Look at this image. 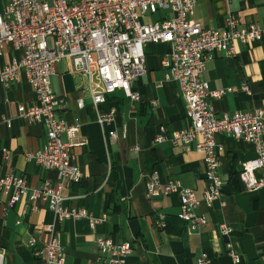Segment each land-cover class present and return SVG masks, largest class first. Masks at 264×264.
<instances>
[{
    "label": "crops",
    "instance_id": "0c3cea01",
    "mask_svg": "<svg viewBox=\"0 0 264 264\" xmlns=\"http://www.w3.org/2000/svg\"><path fill=\"white\" fill-rule=\"evenodd\" d=\"M5 1L0 0V13ZM228 13L242 23L261 24L264 0H196L191 19L203 28L222 29ZM235 50L234 56L214 52L203 72L210 90L233 89L220 98H211L217 115L252 111L264 99V33L260 41L236 43ZM144 51L146 72L131 84V90L140 96L134 102L116 89L107 93L96 109L91 94L103 92L97 72L93 69L89 76L73 72L67 58L55 64L50 77L53 92L65 100L56 111L58 118L66 125L75 119L79 121L74 137L62 134L64 142L73 144L70 150L82 173L79 183L62 191L66 197L64 205L85 209L91 217L100 219L93 228L86 217L56 224L63 264L94 263L96 236L109 237L114 243H129L128 264H196L201 251L207 253L209 264H264V191H246L241 182L232 179L240 163L255 156L252 144L229 135H215L216 142L224 148L218 168L223 181V204L216 201L209 209L203 204L199 206L197 211L206 218L199 232H188L178 217L176 194L146 197L145 183L152 172L157 173L160 182L178 181L197 197L203 193L205 179L199 151H182L169 141L154 140L160 128L169 133L186 127L188 120L178 83L166 80L165 69L160 66L169 46L147 43ZM14 56L18 58L19 52L4 45L0 67ZM242 84L248 87L247 92L239 89ZM78 99L82 100V107L77 106ZM33 103L35 95L23 72L10 88L0 85V177L14 174L24 178L28 185L39 187L46 180L54 182L55 171L24 159L25 151L38 150L45 142L41 123H28L17 116L19 105ZM111 109V121L100 125L98 113ZM7 119L11 121L9 128L5 124ZM111 131L114 138L108 135ZM2 150L8 151L6 158ZM23 210L26 211L22 213ZM157 213L165 215L163 229L154 225ZM52 221L53 213L43 201L36 202V210H31L25 200L9 206L7 196L0 191L3 264H45L35 252L46 241L47 234L37 228ZM220 223L230 228L227 235L219 232ZM30 237L36 243L28 247ZM228 250L239 257L238 262L233 261Z\"/></svg>",
    "mask_w": 264,
    "mask_h": 264
},
{
    "label": "built area",
    "instance_id": "2783aa9c",
    "mask_svg": "<svg viewBox=\"0 0 264 264\" xmlns=\"http://www.w3.org/2000/svg\"><path fill=\"white\" fill-rule=\"evenodd\" d=\"M229 2L230 0H224ZM196 0H6L0 13V53L4 45H10L19 57H12L0 67V85L7 89L18 81L20 72L35 95V103L19 105L17 116L28 123H41L45 128V142L34 151L23 153L26 161L55 171L54 182L44 181L39 187L27 184L24 178L6 174L0 177V191L7 196V204L14 205L25 200L31 210L36 202L43 201L53 213V221L41 224L37 231L47 234L36 255L45 264H63V248L56 224L66 219L86 217L91 228L100 220L91 217L85 209L64 205L62 191L71 184L79 183L82 177L70 148L72 143L62 140V134L74 137L79 121L66 125L57 116L64 105V98L56 95L50 77L55 64L63 58L70 61L71 71L90 75L94 69L100 79L103 92L91 94L92 105L97 107L105 101V95L116 89L124 92L132 102L139 100V93L131 90V84L146 72L147 43H165L169 52L160 60L165 69V79L175 80L186 103V127L166 133L163 128L155 142L169 141L182 151L194 149L202 154L205 188L200 197L178 181L160 182L156 172L148 175L145 194L149 199L156 196L176 194L179 198L178 217L186 224L188 232H199L206 218L197 210L201 204L209 209L221 200L223 181L218 172L223 145L215 135H229L242 139L254 147L255 156L240 163L238 178L246 191H264V99L262 105L252 111L222 113L217 115L211 98H220L231 92V87L210 90L203 78L206 62L214 52L234 56L236 43H251L262 39L263 23H242L228 13L225 28L208 29L191 19ZM165 12L160 19L142 22L147 14ZM94 66V68H92ZM239 89L248 91L242 84ZM77 106L82 107L81 99ZM113 109L98 113L100 125L112 119ZM11 126L10 119L5 121ZM114 138L115 133H108ZM124 136V132L122 134ZM8 151L2 150L6 158ZM261 172L257 174V172ZM26 210H23L24 213ZM19 222V221H18ZM154 225L163 229L165 215L157 213ZM218 230L223 235L230 228L220 223ZM36 243L33 237L26 246ZM97 253L94 263L128 264L131 251L129 243H114L111 238L96 236ZM227 248L230 243H226ZM228 254L234 262L239 257L231 250ZM4 252L0 248V264ZM206 252L201 251L196 264H209Z\"/></svg>",
    "mask_w": 264,
    "mask_h": 264
},
{
    "label": "rangeland",
    "instance_id": "374dc122",
    "mask_svg": "<svg viewBox=\"0 0 264 264\" xmlns=\"http://www.w3.org/2000/svg\"><path fill=\"white\" fill-rule=\"evenodd\" d=\"M161 13L159 12L156 15L155 14H152V15L147 14L145 18H143V19L141 18V21L142 22H150V21L158 20V19H160L162 17V14ZM92 68H94V66Z\"/></svg>",
    "mask_w": 264,
    "mask_h": 264
},
{
    "label": "trees",
    "instance_id": "16d2710c",
    "mask_svg": "<svg viewBox=\"0 0 264 264\" xmlns=\"http://www.w3.org/2000/svg\"><path fill=\"white\" fill-rule=\"evenodd\" d=\"M232 179L234 180V182H240L238 175L235 173V176L232 177Z\"/></svg>",
    "mask_w": 264,
    "mask_h": 264
}]
</instances>
